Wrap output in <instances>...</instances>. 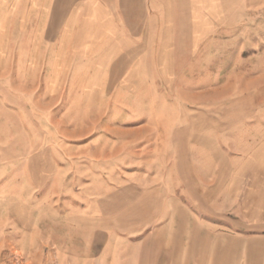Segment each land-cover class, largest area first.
Returning <instances> with one entry per match:
<instances>
[{
  "label": "rangeland",
  "instance_id": "obj_1",
  "mask_svg": "<svg viewBox=\"0 0 264 264\" xmlns=\"http://www.w3.org/2000/svg\"><path fill=\"white\" fill-rule=\"evenodd\" d=\"M195 1L103 94L14 75L3 21L0 264H264V0Z\"/></svg>",
  "mask_w": 264,
  "mask_h": 264
},
{
  "label": "crops",
  "instance_id": "obj_2",
  "mask_svg": "<svg viewBox=\"0 0 264 264\" xmlns=\"http://www.w3.org/2000/svg\"><path fill=\"white\" fill-rule=\"evenodd\" d=\"M162 2L0 0V37L7 34L3 21H12L11 34L18 37L11 49L13 70L24 81L94 85L103 94L105 85L125 83L119 79L125 69L131 78L134 69L145 68L148 53L162 45ZM2 48L0 62L6 56ZM170 260L181 264L179 252Z\"/></svg>",
  "mask_w": 264,
  "mask_h": 264
}]
</instances>
